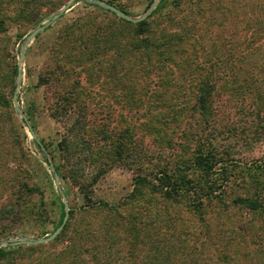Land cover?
Returning a JSON list of instances; mask_svg holds the SVG:
<instances>
[{
    "label": "rangeland",
    "instance_id": "374dc122",
    "mask_svg": "<svg viewBox=\"0 0 264 264\" xmlns=\"http://www.w3.org/2000/svg\"><path fill=\"white\" fill-rule=\"evenodd\" d=\"M69 1L0 0V264H264V0H102L140 26L76 2L20 58ZM67 112L94 143L134 125L137 166L92 144L72 157L79 183L66 178ZM170 180L181 191L165 196ZM62 213L52 241L7 246L48 237Z\"/></svg>",
    "mask_w": 264,
    "mask_h": 264
},
{
    "label": "trees",
    "instance_id": "16d2710c",
    "mask_svg": "<svg viewBox=\"0 0 264 264\" xmlns=\"http://www.w3.org/2000/svg\"><path fill=\"white\" fill-rule=\"evenodd\" d=\"M76 2L87 3L86 0H76L75 3ZM91 5L94 7H98L94 4H91ZM124 22L127 24L131 23L129 21H124ZM134 24H136L137 26H140L144 24V21H138ZM208 84L209 82L202 77L197 80V87H196L195 96H194V102H195L194 108H195V111L200 116H205L207 112V108L209 107L210 96L208 92L209 90ZM64 116H67L66 118L68 120L74 118L73 123L70 125V127L67 128V132L61 136L59 142L57 143V149L59 150V152L62 153V160H63L62 170L66 178L72 180L75 183H79L78 179L81 178V176L78 175L79 174L78 169H77L78 163L76 160H72V157L76 156V151L80 153L84 151V153L91 154L92 144H99V149L100 150L103 149L102 155H104L106 152H109L107 155V160L109 161H112L113 156H114V162L124 165L127 162H129V158L131 157L132 158L131 164H134L137 166V162H135L134 158L138 155L137 154L138 148L136 147L137 144L134 142V139L131 137V133H133L134 131V125H127V128L124 129L123 132H119L122 130H118L116 131L117 133L113 136L107 135V136L102 137L103 135L102 133L101 137H99L100 141L94 143V142L89 141V138L87 137V133H86L85 124L81 123L80 120L76 119L75 113L67 112L66 114L64 113ZM168 117H169L168 114L166 115L164 113H161L160 116L157 117L156 119L159 122V125L162 126L164 123H166ZM58 118L60 117H57V119ZM24 120L27 122L25 118ZM146 124H148V122L145 123V126ZM34 143L38 149V152L42 156L43 161L47 165H50V163L45 158V146L42 140H39L35 137ZM213 156H214L213 153L202 154V152H200V158H199L200 163H198L200 165V168L209 169L211 166L209 165V162L211 163L214 160ZM138 164L141 165V163H138ZM107 168H111V165L108 164V161H104L103 163L100 164V167L97 169V175L99 176L103 174L107 170ZM154 177L157 178V175H155ZM153 186L157 188V185H153ZM169 186H171V188H169ZM165 188H166L165 191H163V187L160 188L161 191L165 194V196H169V195L171 196L172 194H178L181 191V187L180 185H177V181H172V180H170V185H166ZM242 202L247 203V204L249 203L251 204V206H256L254 205L255 203L249 200L244 199L242 200ZM105 206H107L110 211H114L117 208V206H112V205H105ZM63 216H64V213H62L61 215V220L59 222V225L62 222ZM7 246H10V245H7Z\"/></svg>",
    "mask_w": 264,
    "mask_h": 264
},
{
    "label": "water",
    "instance_id": "95a60500",
    "mask_svg": "<svg viewBox=\"0 0 264 264\" xmlns=\"http://www.w3.org/2000/svg\"><path fill=\"white\" fill-rule=\"evenodd\" d=\"M76 0H70L68 3H66L63 7H61L57 13H55L54 15H52L50 17V20L44 24V25H37L33 31L31 33H29L24 41V44L21 48V53H20V58L23 57V53H24V50L25 48L27 47L28 45V42L33 39L35 37V35L41 31H43L46 27L49 26V24L52 23V21H54L55 19H57L60 15H62L65 11H67L74 3H75ZM87 2H90L91 4H94L98 7H101L105 10H108L110 11L111 13L115 14L116 16H118L119 18L121 19H124L125 21H129V22H138V21H141L145 18V16L143 17H140L139 19H133L131 17H129L128 15H126L125 13H123L122 11L118 10L117 8H115L114 6L112 5H109L107 4L105 1H102V0H86ZM150 10V9H149ZM20 73L18 72V75H17V78H18V81L20 80ZM14 107H15V110L17 113L19 114H22L20 109L17 107V104L16 102L14 101ZM33 135V134H32ZM33 137L35 138V136L33 135ZM48 167L51 168L50 165H48ZM52 169V168H51ZM61 196H63L61 194ZM64 209H66L65 207V204H64ZM67 221V213L64 214L63 218H62V222L61 224L58 226V228L51 233V235H49L48 237H45L43 239H36V240H26V239H23L21 241H18V242H14V243H11V244H8L7 245H17V244H33V245H40V244H45V243H48L50 241H52L59 233L60 231L63 229L65 223Z\"/></svg>",
    "mask_w": 264,
    "mask_h": 264
}]
</instances>
